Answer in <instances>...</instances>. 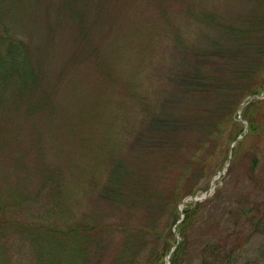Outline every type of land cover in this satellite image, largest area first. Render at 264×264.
I'll return each instance as SVG.
<instances>
[{"label":"rangeland","instance_id":"1","mask_svg":"<svg viewBox=\"0 0 264 264\" xmlns=\"http://www.w3.org/2000/svg\"><path fill=\"white\" fill-rule=\"evenodd\" d=\"M263 2L0 0V32L25 43L35 77L0 106V263L27 264L34 223L86 224L107 243L101 264L121 249V227L179 239L173 222L190 199L178 200L217 176L183 264L225 236L231 258L219 264H264V134L238 138L224 167L250 96L246 115L264 132ZM214 75L204 91L184 80ZM155 117L174 130L153 143ZM119 164L126 195L114 203L103 189ZM238 202L244 217L227 213Z\"/></svg>","mask_w":264,"mask_h":264},{"label":"trees","instance_id":"2","mask_svg":"<svg viewBox=\"0 0 264 264\" xmlns=\"http://www.w3.org/2000/svg\"><path fill=\"white\" fill-rule=\"evenodd\" d=\"M26 48L25 43L16 36L9 34L7 31L5 34L0 32V106L3 103L4 91L10 87H14L20 95L29 83L34 82L35 77L28 61ZM184 80L187 86L194 85L189 89L191 91H204L211 83L218 81L215 75L211 82L200 81L196 77ZM253 106L254 100H251L244 112L245 119L248 122L247 132L244 133L243 130L239 129V133L232 141H235L238 135L246 138L248 135L257 133L258 131L264 134L262 127L252 117L246 115ZM172 124L173 120L170 118L155 117L151 122V127L154 128L155 132V135L152 136L153 143L159 142L160 132L166 133L174 130L171 129ZM238 125L241 128V124L238 123ZM241 144L242 141L238 140L236 146L232 149V159L229 169L234 163L237 149ZM255 161L256 159L253 160L252 167ZM121 170L120 164L115 166L109 174L105 189H103V192L107 193L110 196L109 199L114 203L122 202L126 195V192L122 190ZM217 191H215L214 195H218ZM194 194L195 192L191 190L185 195ZM150 200L152 201V198ZM179 201H181V198ZM239 203V209L235 213L232 209L229 211L226 210L230 216L235 214L243 217L246 216L245 213L239 211ZM206 204V202H189L185 205L182 210L183 218L175 226V230L180 239L178 241L171 231L170 235L172 236V240L163 241L160 244V237L157 235L154 227L149 230L144 229L139 231L127 230L125 229L127 227H121L125 232L121 249L115 257L109 259L104 264H164L165 256L168 254H170L169 264H183L187 253L186 241L190 230L199 218V210ZM53 206L56 205L53 204ZM247 212L249 214L250 210L248 209ZM179 219L180 215L174 220L173 225ZM231 224L232 228L234 227L232 232L233 236L236 235L238 228L237 218ZM81 225L83 226H70L67 228H59L54 224L34 223L33 225H28L27 229L30 230L31 236L27 238L25 244L29 251L28 257L26 258L27 264H101L102 252L105 248L107 249V243L106 246H103L101 244L102 241L96 240V237L91 234L92 229L90 227L86 224ZM117 228L119 229L120 227ZM226 238L227 236L225 238H214L211 241L205 242L200 251L201 259L199 264H219L223 260L230 259L231 254L229 255V252L224 248ZM237 238H239V234H237L236 240ZM174 245L175 248L170 252ZM235 245H238L237 241L234 244V248ZM1 253L2 250H0V262L2 261ZM93 253H95L94 257H92Z\"/></svg>","mask_w":264,"mask_h":264},{"label":"water","instance_id":"3","mask_svg":"<svg viewBox=\"0 0 264 264\" xmlns=\"http://www.w3.org/2000/svg\"><path fill=\"white\" fill-rule=\"evenodd\" d=\"M209 194V191L205 194V196H207Z\"/></svg>","mask_w":264,"mask_h":264}]
</instances>
